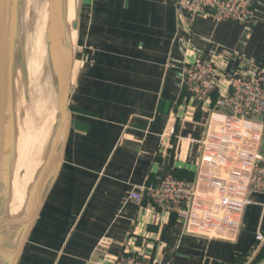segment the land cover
<instances>
[{"label":"crops","instance_id":"0c3cea01","mask_svg":"<svg viewBox=\"0 0 264 264\" xmlns=\"http://www.w3.org/2000/svg\"><path fill=\"white\" fill-rule=\"evenodd\" d=\"M175 3L79 1L64 151L15 264H110L132 249L158 264H264V195L247 194L229 242L187 233L183 213L145 194L169 175L196 179L209 116L220 109L217 92L202 102L184 85L194 57H215L222 86L264 66V0L248 27L181 17ZM132 192L140 203L127 199Z\"/></svg>","mask_w":264,"mask_h":264},{"label":"built area","instance_id":"2783aa9c","mask_svg":"<svg viewBox=\"0 0 264 264\" xmlns=\"http://www.w3.org/2000/svg\"><path fill=\"white\" fill-rule=\"evenodd\" d=\"M262 0H176L181 17L209 16L248 27ZM212 55H197L183 69L184 85L194 98L219 96L211 112L194 182L166 176L145 188L150 201L166 212L183 213L185 230L207 239H237L248 193L264 195V157L259 152L264 131V66L235 73L222 86ZM140 203L142 196L128 194ZM256 240L264 244V236ZM110 264H158L149 254L126 250Z\"/></svg>","mask_w":264,"mask_h":264},{"label":"bare ground","instance_id":"6f19581e","mask_svg":"<svg viewBox=\"0 0 264 264\" xmlns=\"http://www.w3.org/2000/svg\"><path fill=\"white\" fill-rule=\"evenodd\" d=\"M79 1L55 0V16L51 19L49 0H10L8 12L14 5L20 16L22 33L19 36H25L30 74L27 87L17 93L7 85L9 43L5 34L0 75V163L5 158L0 164V222L4 223L8 243L30 199L32 190H29L38 173L32 165L38 163L36 158L42 153L41 146L45 147L39 135L49 134L58 111L59 45L74 58Z\"/></svg>","mask_w":264,"mask_h":264},{"label":"rangeland","instance_id":"374dc122","mask_svg":"<svg viewBox=\"0 0 264 264\" xmlns=\"http://www.w3.org/2000/svg\"><path fill=\"white\" fill-rule=\"evenodd\" d=\"M8 13H9L8 14L9 20L6 25L7 28H6V33H5L8 43H9V55L7 54L8 57H7V63H6L7 76H9L7 79V82H8L7 85H10L11 87H13L15 89V92L17 93L18 91H21L27 87L28 80H29V74H30V67H29V59L27 56L25 36L24 37L23 35L19 36V33L20 34L22 33V25H21L19 13L17 9L14 7V5H11ZM76 54H77V47L75 48L74 58L76 57ZM73 65H74V62L72 61L71 70L73 69ZM75 68H76V65H75ZM60 125H61V119L57 111L56 114L54 115L53 125L51 126L49 134H47V136H45L44 134L46 138L43 135H39V140L40 142L45 143V147L41 146L42 153L40 152L39 157L36 158L38 159V163L37 164L35 163V166L34 164L32 165L33 169H35V171H38V173L36 176H34L35 182H33V186L29 190V192L32 190V192L29 193L30 199L28 197L23 213L21 214V217L19 218L18 223L16 225L17 229H15L13 233V238L11 239V242L9 243L10 248H11L10 250L13 252L16 251L18 244L20 242V239H22L25 234L30 218L34 214L35 207L33 204L36 202L35 200V197L37 194L36 192L42 180V177L45 173V170L51 164L52 160L54 159L57 153V149H58V146L61 140V136L63 135V131L60 129ZM10 130L11 129H9V132ZM41 136L44 138L42 139ZM36 155H38V152ZM4 162H5V158H2L0 164ZM7 162L10 163V156H9V159L7 158L6 163ZM9 163H7L8 166L10 165ZM2 168H3V165H1V169ZM7 264H9V262H7Z\"/></svg>","mask_w":264,"mask_h":264},{"label":"water","instance_id":"95a60500","mask_svg":"<svg viewBox=\"0 0 264 264\" xmlns=\"http://www.w3.org/2000/svg\"><path fill=\"white\" fill-rule=\"evenodd\" d=\"M10 5V0H0V75L2 74V64L4 63V51H3V37L6 32L7 23L9 20L8 9ZM49 10L50 18L55 16V0H49ZM61 54V77L59 82V92H58V113L61 119L60 129L63 131L61 140L57 149V153L52 160L51 164L45 170L42 180L38 186L37 194L35 197L36 202L33 204L34 214L31 216L28 223L27 229L22 239L18 244L15 252L11 251L10 245L5 237V227L4 223L0 222V264H15L23 244L35 222L41 204L43 202L44 196L48 190V187L53 180L59 166L61 163L64 146L68 134L70 114L68 112V99L71 87V66L73 58L68 56L62 46L59 45ZM63 48V49H62ZM1 220V219H0Z\"/></svg>","mask_w":264,"mask_h":264}]
</instances>
